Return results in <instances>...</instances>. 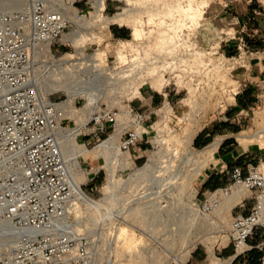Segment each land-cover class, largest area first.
<instances>
[{
	"label": "rangeland",
	"instance_id": "obj_1",
	"mask_svg": "<svg viewBox=\"0 0 264 264\" xmlns=\"http://www.w3.org/2000/svg\"><path fill=\"white\" fill-rule=\"evenodd\" d=\"M63 1L71 5L74 0ZM75 1L72 9L87 19L82 30L69 19L63 36L46 46L47 62H42L41 55L37 57L40 71L46 63H64L58 79L52 77L41 91L51 101L63 103V136L79 129L73 142L86 149L79 154L68 141L63 145L65 160L81 189L97 203L96 207L77 203L81 206L69 214L73 231L94 239V250H101L97 264H225L226 258L216 253L230 246L226 231L233 207L240 199L250 207L252 194L240 189L239 199L230 209L225 207L227 199L223 201L218 194L211 199H218L220 207L204 212L203 205L213 192L199 196V184L206 172L223 167L219 147L224 136H215L209 143L215 148L206 162L196 153L209 144L198 148L193 140L235 105L252 57L245 49L228 55L222 51L218 42L228 35L210 33L205 25L210 0H101V8L100 0ZM0 3L19 7L9 0ZM118 26L131 30L126 41L111 38L110 28ZM111 42H125V59L123 45L115 50ZM87 55L94 63L106 65L100 67L101 75L89 72L91 67L84 60ZM139 61L151 63L140 77L134 72L126 78L133 68H123ZM71 87L91 93L96 104L87 108L83 94L71 98L67 93ZM145 89L159 104L146 111L156 118L144 125L135 146L123 150L119 159L113 158L114 150L98 149L110 137V145L119 148L122 133L124 138L130 128L125 109L144 102L138 90ZM254 102L249 112L234 111L247 127L230 139L233 155L241 152L239 144L264 152V92ZM107 109L121 112L119 126L104 133L93 131L87 125L91 115ZM149 159L151 165L143 170ZM259 165L264 170V159ZM91 208H104V216ZM107 216L115 222L111 224ZM11 246L0 232V259ZM193 252L201 255L202 262L192 260Z\"/></svg>",
	"mask_w": 264,
	"mask_h": 264
},
{
	"label": "built area",
	"instance_id": "obj_2",
	"mask_svg": "<svg viewBox=\"0 0 264 264\" xmlns=\"http://www.w3.org/2000/svg\"><path fill=\"white\" fill-rule=\"evenodd\" d=\"M9 1L19 7L0 3V232L14 242L0 264H95L94 239L73 231L69 221V200L75 192L59 139L63 110L41 95L32 76L34 54L63 36L69 12L58 0ZM84 18L76 13L78 24ZM150 63L139 61L122 71L133 68L126 78L134 72L140 77ZM124 113L130 128L124 138L122 133V152L135 146L151 114L130 105ZM122 118L119 110H101L87 125L104 133L118 127ZM236 187L250 192L253 202L246 208L240 199L233 207L238 211L226 231L233 260L244 258L255 231L264 230V170L259 163L233 167L230 187L213 191L202 210L219 208L221 202L211 198L220 194L224 201ZM101 211L99 217L105 214ZM5 224L12 229H4ZM259 262L264 264V254Z\"/></svg>",
	"mask_w": 264,
	"mask_h": 264
},
{
	"label": "crops",
	"instance_id": "obj_3",
	"mask_svg": "<svg viewBox=\"0 0 264 264\" xmlns=\"http://www.w3.org/2000/svg\"><path fill=\"white\" fill-rule=\"evenodd\" d=\"M204 16L205 25H209L210 33L229 36L225 40L221 37V42H218L221 43L222 51L226 55L237 54L239 50L245 49V52L249 53L252 58L245 69V80L241 84L243 88L235 95V105L229 107L225 116L213 123L212 128L201 130L193 140L194 146L200 148L208 145L215 136H224L219 147V159L224 165L220 170L212 169L205 173L202 182L199 184V196L201 197H206L213 191L226 188L230 183V172L233 167L240 166L244 169L247 164L260 163L264 159V152L244 148L238 141L241 152L233 155L234 151L230 150L233 145L232 140H230L233 134L244 130L242 127H247L246 122L240 121L234 111L249 112L253 110L254 101L264 92V0H210L209 6L205 8ZM130 31L127 26L123 28L118 26L117 28H110L109 33L113 40L126 41L131 34ZM124 43L111 42L110 45L115 50L123 45V52L121 53L125 59V47L127 45ZM114 57L119 61L115 55ZM141 88L143 89L142 86ZM139 93L144 102L135 103L134 109L149 111L151 105L159 104L157 98L148 94L146 89ZM155 118V115H150L145 124L152 122ZM216 142L218 146V141ZM93 178L95 175L92 176ZM237 211L234 209L233 213ZM248 246L251 249L244 258L233 260L231 245L222 247L216 254L223 259L230 260L229 264L241 262L260 264L259 259L264 254V230H256L254 236L248 241ZM191 258L195 263L202 262L201 255L196 252L192 253Z\"/></svg>",
	"mask_w": 264,
	"mask_h": 264
},
{
	"label": "bare ground",
	"instance_id": "obj_4",
	"mask_svg": "<svg viewBox=\"0 0 264 264\" xmlns=\"http://www.w3.org/2000/svg\"><path fill=\"white\" fill-rule=\"evenodd\" d=\"M62 2V3H61ZM73 2V1H72ZM71 2V3H72ZM69 5H66L65 2L63 0H58V5L61 9H64L66 10L67 12L70 13V17H68L72 23H74L79 30H82V26L84 25L85 23V20L86 19V16L84 19H82V23L78 24L77 23V20H76V12L75 10L72 9L70 3H68ZM93 5V4H92ZM99 6L100 8L102 7V1L100 0L99 2ZM94 7V6H93ZM95 9V8H94ZM103 11V9L101 10ZM85 30V29H84ZM48 46V45H47ZM47 52H48V48L45 46V47H42L39 51H37L34 56H33V61H32V76H33V81L35 82V84H37V87L41 93V95L44 97L41 89L43 87H46V83L52 79V77H57L58 75V69L62 67L63 64H48L47 63L44 65L45 66V69L43 71H40L39 68H38V65H37V57L39 55H41L44 59V61H42L43 63H45V61L47 62ZM41 59V58H40ZM87 63H89V67H91V69L89 70L90 73H92V75H101L98 71L101 68L105 67V66H102V64H100V62L98 63H94L93 62V59L91 58V56L89 57V55H87L84 59ZM94 72V73H93ZM96 72V74H95ZM128 74V73H127ZM126 75V74H125ZM149 75V74H148ZM58 83V82H57ZM57 86H59V89L61 88V85L57 84ZM58 89V90H59ZM67 93L70 95L71 98H74L76 97V95L78 94H83V97L86 99L87 101V105L86 107H91L93 105L96 104V99L95 97L91 94V93H87L86 91H79L78 88H75V87H71L67 90ZM138 93H139V90H138ZM140 94V93H139ZM63 103H61L59 105V107L62 108L63 110V119L66 118V112L65 110L63 109V107L61 106ZM84 127V126H83ZM82 128V127H81ZM63 130L60 131L59 133V139H60V144H61V150H62V154H63V157H64V160H65V155H64V149H63V145H64V142H67L68 141V144H70V146L73 147V149L75 151H77V153L79 154H84L86 153V149L84 146H80V145H76L73 141L76 137L79 136V129L77 130H74L71 132V134L67 135V136H63ZM73 137V138H72ZM112 140V137L109 138V140L103 142L98 149L100 150H114V157L113 158H120L123 154V152L119 149V148H116V147H113L112 145H110V142ZM215 148V144H211L205 148H203L202 151L200 152H197L196 154L200 155L203 160L201 162H206L209 160V158L211 157V154L213 152ZM122 153V154H121ZM68 161V160H67ZM66 162V160H65ZM151 162H152V159H149L147 164L145 165V167L143 168V170H146L148 168L149 165H151ZM112 163V162H111ZM66 165H67V169L69 171V175H70V178L71 180L73 181V184H74V192L75 194L73 195V197L69 200V206H68V213H71L72 211L76 210L78 207H80L77 203H81V204H84V205H87L89 207H96L97 206V203L91 199L90 197H88L84 192L83 190L80 188V185L81 183H79V181L76 179L75 175L72 173V169L70 168V166L67 164L66 162ZM105 167L108 168V163H104ZM116 169V167H115ZM108 174H110V171H107ZM193 175V174H192ZM191 175V176H192ZM195 175V174H194ZM242 188H232V193L229 197H226V201L225 202V207L227 209H230L233 207L234 203H236V201L239 199V196L241 194V190ZM91 209H94V210H101V209H104V208H91ZM197 212V210H196ZM107 218L109 219V217L107 216ZM115 220V219H114ZM112 221L109 219V221H111V224L115 221ZM4 229L6 230H11L12 228L5 224L3 226ZM10 242L12 243L13 245V240L10 239ZM96 253H97V256H96V261H95V264H97L98 262V259H99V256H100V253H101V250L99 247H96ZM219 261V259H218ZM230 260H226V263L225 264H229ZM180 264H183L182 262H180Z\"/></svg>",
	"mask_w": 264,
	"mask_h": 264
}]
</instances>
